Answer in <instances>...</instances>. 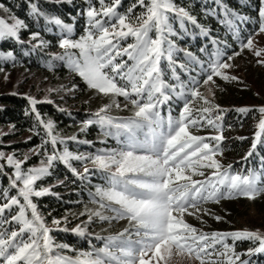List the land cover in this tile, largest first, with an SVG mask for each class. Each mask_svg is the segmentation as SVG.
<instances>
[{"label":"snow or ice","instance_id":"obj_1","mask_svg":"<svg viewBox=\"0 0 264 264\" xmlns=\"http://www.w3.org/2000/svg\"><path fill=\"white\" fill-rule=\"evenodd\" d=\"M46 2L72 7V0ZM120 5L121 0H83L75 8V15L66 14L68 21H65L60 15L44 10L38 0H28L27 15L37 24L43 19L42 31L57 37L58 52L44 51L53 46L52 42L40 30H29L24 19L15 14L0 17V40L11 39L22 56L40 49L42 57L47 58L49 70L60 63L73 77L80 78L47 88L40 100L15 90L7 93L26 100L24 113L31 116L28 131L32 135L23 142L29 143L33 137H39V141L24 151L22 159L17 158L19 149L5 152L0 148V175L8 179V184L0 188V264H169L173 252L187 253L198 264H259L249 258L264 254V233L250 229L205 232L184 218L200 213L198 218L203 223V214L213 213L198 207L201 203L264 195V156L259 158V168L248 166L247 174L233 172L230 164L224 165L216 158L223 152L221 141L225 137L220 121L228 109L216 103L215 92L220 85L214 77L239 82L238 77L230 75L229 62L241 53L232 49L226 40L212 36L210 27L199 22L190 6L175 0H134L124 11L119 10ZM0 10L11 12L3 3ZM202 11L205 17L209 14L217 17L233 40L239 41V49L250 51L257 57L256 63L264 66L261 58L264 47L257 46L253 38L254 34H264V0H257L254 16L241 14L224 0H215V7L202 8ZM78 17L83 24L77 36ZM246 22H251L253 31L244 39L240 33ZM193 29L210 39L211 52L207 46L200 49L207 59L180 48L173 39ZM21 31H28L27 39L20 37ZM180 53L182 57L177 59ZM6 63L15 65L23 61L12 49H0V73L5 80L9 78L3 71ZM78 89L103 94L107 102L94 111L86 110L87 118L79 122L81 127L77 132L95 125L102 133L99 143L114 139L115 147L72 151L67 146L70 141L89 146L94 141L80 139L77 134L64 136L55 132V121L39 111V103H54L47 93L62 91L74 96ZM116 96L128 102L123 108L131 105V115L110 114L114 104L121 107ZM165 104L168 115L162 113L161 106ZM172 104L178 106L175 116L171 114ZM233 110L252 113L254 118L259 113L251 143L244 153L243 159L247 160L258 155V142L264 144V105L239 106ZM57 111L64 112V109L57 106ZM14 127L9 124L10 131L0 132V144L3 136L13 134ZM204 127L212 128L213 132L200 135L190 130ZM237 139L243 141L246 137ZM33 156L39 158V163L27 164ZM74 162L84 167L78 169ZM57 164L72 174L73 183L79 180L80 190L86 191L90 202L97 205L95 209L85 207L80 213L71 214L79 220L71 228L66 227L67 214L52 216L49 225L33 201V197L50 193L52 185H35L51 175ZM6 167L11 171L6 172ZM204 168L211 170L204 179L192 178L196 173L203 176L201 169ZM214 218L222 219L218 215ZM118 219H126L127 227L119 233L96 236L103 243L88 250L57 242L51 235L57 230L80 237L92 236L87 231L90 224ZM237 241H249L251 246L237 251Z\"/></svg>","mask_w":264,"mask_h":264},{"label":"trees","instance_id":"obj_2","mask_svg":"<svg viewBox=\"0 0 264 264\" xmlns=\"http://www.w3.org/2000/svg\"><path fill=\"white\" fill-rule=\"evenodd\" d=\"M33 2H37V0H33ZM38 2L47 12L60 15L65 21H68V17L66 14L68 12H72L73 15H75V8L81 6L83 0H72V7H69L67 4H50L47 3L46 0H38ZM133 2L134 0H121L119 10L124 11ZM175 2L178 4H183L185 6H190L192 14L198 17L199 22L210 27L212 36H217L220 40H226L231 48L237 51L235 41L233 40L231 33L227 31L226 26L224 24H221L218 18L212 16L211 14L205 17L204 12L202 11V8L207 9L215 7V0H175ZM224 2L229 7L237 10L241 14L248 16L256 15L255 5L257 3V0H224ZM0 3L7 5V7L11 9V12H9L11 15L15 14V16L24 19L25 22L29 25V30H40L44 38L52 42L53 46L45 48L44 51H60V49L55 45L57 37L54 34H45L42 31L44 25L43 19L39 21V24H37L27 15L28 0H0ZM137 9L138 7L135 10ZM82 24V18L78 17L75 21V35L78 36L80 34ZM52 27L54 28V26ZM250 28L253 29V25L251 24V22H246L240 34L243 35L245 29ZM20 37L22 39H27L28 31H21ZM173 39H176V43L180 48L190 50L200 59H207L206 54L200 51L202 47L207 46L209 52H211L212 50L210 39L208 37L201 36L198 29L190 30L188 34L181 35L179 38L173 37ZM0 49H12L14 51V54L23 61L22 64H8L7 67H17L25 70L27 73L37 72L39 74V79L42 81L43 79L47 78L45 80L50 83V86L58 87L61 84H68L69 80H80L78 76L73 77L72 74L69 73V71L65 69L60 63H57L54 69L49 70L46 66L47 58L42 57L40 49H37L34 53L28 56H22L19 48H17V46L11 39L0 40ZM230 52L231 49L229 50V53ZM181 57L182 53L178 54L177 59H180ZM177 72L181 75V78H184V74L181 72L179 67H177ZM240 83L242 82L230 81L217 83L218 85H220V88L215 92L216 103H219L223 109H228V111H225L220 121L223 124V133H226L227 131V124H234V126L237 128V131H241L238 127H241V125L244 126L249 120L259 117L258 112L256 113V116L254 118L252 113H237L233 110L235 107H237L236 105L246 101L247 99H249V97L251 98L250 93H252V89L248 85H243V83L245 82H243L242 84ZM81 88H83L82 83ZM23 90L24 89H19L17 92L23 93ZM61 96H63L64 98L61 99ZM115 99L117 103H121L120 96H116ZM85 101H87V103H85ZM53 102L54 103L51 104L46 102L39 103L37 107L41 113L46 114L47 117H51L55 121V132L64 136L77 134L80 139H88L94 141V144L91 146L76 144L75 142L70 141L67 145L70 150L93 151L95 148L116 146V142H111L109 140H107L103 144L99 143V140L102 137V133H100L98 127L95 125L89 126L83 132H77V129L81 127V124L79 122L87 118L86 110H88V112L94 111L101 103L107 102V98L104 97L103 94L94 93L93 90L78 89L74 96L72 93H62L61 95H58ZM25 105L26 100L22 96L8 94L0 95V106H2L0 107V126L14 124L15 127L13 130L16 131L15 136L26 135L27 137L32 135L28 131L31 124V116L25 115ZM57 106L63 108L64 112L57 111ZM171 107V114L175 116L178 113V106L176 104H172ZM161 109L164 115L169 114L167 104L162 105ZM131 111L132 108L130 104L127 109L123 107L117 108L114 104L110 109V114L116 116H129L131 115ZM190 130L196 133H204L207 130L209 131L213 129H211L210 127H204L201 129L192 128ZM254 130L255 125H250L249 127H247L246 134H238V136H236V138L230 143H226L225 140L221 141L223 152L222 154L218 153L217 156H219V160L222 161V164H230L233 172H242L244 174H247V168L249 165L253 168L260 167L259 158L260 156H264V144H259L258 142V146L256 149L258 155L254 154L247 160L243 159L244 153L245 151H247L251 143L250 138ZM240 136L246 137V139H244L243 141L237 139V137ZM23 141L24 140L13 143L12 148L19 150L30 148L33 144L38 143L39 137H33V139L29 143H24ZM38 159V157L33 156L27 162V164L31 165ZM79 165L80 164L74 162V166H76L78 169H80ZM201 171H203L204 173L203 176L196 173L193 174V177L204 178L211 170L204 168L201 169ZM73 179L74 178L72 174L60 164H57V166L52 170L51 175L41 179V184L47 186L52 185L50 193L45 194L39 198L33 197V201L38 204L40 214L47 217V222L49 225L51 224L52 216L60 217L67 214L69 216V223L66 227L71 228L76 223H79V220L74 219L71 214H78L83 211L85 207L93 209L97 207L96 204L90 202L86 191L80 190L81 185L79 183V180H76V182L73 183ZM57 181H61L62 183H57ZM93 181L95 182V177L93 178ZM7 184L8 181L6 176L0 175V188ZM53 193L56 195H54ZM262 196L264 195L257 196L253 199L237 196L231 198H221L218 203H201L198 205V207H200L201 209L207 208L211 210L213 215L203 214V223H201L200 219L198 218L200 213H198L196 216L188 215L191 217V220H189L188 218L187 222L196 226L198 229H203V231L205 232H210L212 230L248 229L243 227H234V219L237 216L244 215V212L247 211L250 207H253L260 213H264V198H262ZM217 215L222 217V219L216 220L214 216ZM185 216L188 217L187 215ZM80 219H84V217H80ZM193 220H197V222H194ZM127 225L128 221L126 219H118L106 222L97 221L87 227V231L91 233L92 236L85 235L83 237H80L67 231L57 230H53L51 232V235L57 242H66L77 249L88 250L91 246L99 247L100 244L103 243L102 240H97L95 238L96 236H106L109 234L119 233L121 229L127 227ZM262 230V233H264V227ZM229 242H231L230 238ZM249 246H251V242L249 241H237L235 245L237 251L246 249ZM67 254L73 256L75 255L74 252H68ZM205 259L207 260V258ZM249 259L259 262V264H264V254H253Z\"/></svg>","mask_w":264,"mask_h":264},{"label":"rangeland","instance_id":"obj_3","mask_svg":"<svg viewBox=\"0 0 264 264\" xmlns=\"http://www.w3.org/2000/svg\"><path fill=\"white\" fill-rule=\"evenodd\" d=\"M136 12L140 11V8L138 7ZM10 13H5L3 10H0V17H10ZM253 29H245L244 34L241 35L242 38L246 39L247 35L249 32H252ZM254 42L257 46L259 47H264V34H254L253 36ZM128 42H131L129 39ZM236 47H237V52H240L241 54L234 57L231 62H229L232 67L229 69L230 75H234L238 77L239 82H245L243 85H248L252 89V93H250L251 98L247 99L246 101L239 103L236 105L237 107L239 106H247V107H256L258 108L261 105H264V66L259 65L256 63L257 57H255L250 51L248 50H243L241 51L238 47L239 41H235ZM230 54V53H229ZM264 58V57H261ZM7 63L4 65V73L8 74V79L5 80L4 74L0 73V95L2 94H7L12 91H18L19 89H24L23 93H28L32 94L35 96L38 100L42 99L45 94H46V89L47 88H56V86H50V83L43 79L42 81L39 79V74L36 73H30L26 72L23 69L17 68V67H7ZM215 83L219 82H225L219 78L214 77ZM236 82V81H232ZM240 83V84H242ZM200 91H204L203 86L201 87ZM63 92L58 91V92H53V93H47L49 98L51 100H55L58 95H61ZM121 98V107L125 104L128 103L127 101L124 100L123 97ZM119 104V103H118ZM168 115V114H165ZM259 115V113H258ZM118 116H126V115H118ZM258 122V118L249 120L247 124L244 126L241 125L240 128L241 131H237V128L234 126V124H231V127H229V124H227L228 128L226 133H223L225 137L226 143H230L233 141L238 134H246L247 133V127L250 125H255V123ZM212 129V128H211ZM229 130V131H228ZM239 130V129H238ZM10 131L9 125L6 126H0V132H8ZM13 134L10 135H5L2 137L3 143L0 144V148H2L3 151L5 152H11L13 151L12 145L13 143L19 142L24 140L26 135H21V136H15L16 131L11 130ZM207 133L213 132V130H207ZM204 132V133H206ZM194 134H200L203 135L204 133L200 132H193ZM109 141L115 142L114 139H108ZM9 141H12L13 143L11 145L8 144ZM209 143H214L213 141H208ZM28 148L20 150V155L17 158H23V153L26 151ZM217 159H220L219 156L216 155ZM222 162V161H221ZM2 163V161H0ZM39 163V159L31 164V165H37ZM80 164V163H78ZM27 166V165H25ZM84 165L80 164L79 168L82 169ZM6 172H10L11 169L6 167ZM198 174V173H197ZM208 175V174H207ZM206 175V176H207ZM7 178V177H6ZM192 178L196 179L198 177H193ZM204 178L199 177L196 180H202ZM8 181V179H7ZM41 179L36 183V187H40L41 185ZM47 187V185H43ZM264 198V196H262ZM22 199V198H21ZM243 212V211H241ZM188 216V215H187ZM186 220H191V217H184ZM194 218V217H192ZM194 222H197V220H193ZM235 225L234 227H243V228H248L251 230H257L259 232H263V227H264V213L258 212L256 209L253 207L248 208L247 211L244 212V215L237 216L234 219ZM262 228V229H261ZM169 264H198L197 261L194 260L193 257H190L187 253H176L173 252V255L169 258Z\"/></svg>","mask_w":264,"mask_h":264}]
</instances>
